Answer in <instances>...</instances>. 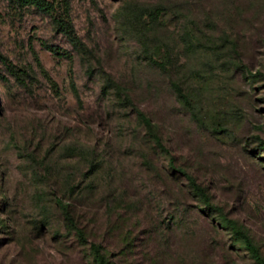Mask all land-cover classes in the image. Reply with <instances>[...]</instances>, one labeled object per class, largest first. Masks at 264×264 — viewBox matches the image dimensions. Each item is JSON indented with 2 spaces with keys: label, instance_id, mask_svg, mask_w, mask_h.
Wrapping results in <instances>:
<instances>
[{
  "label": "rangeland",
  "instance_id": "obj_1",
  "mask_svg": "<svg viewBox=\"0 0 264 264\" xmlns=\"http://www.w3.org/2000/svg\"><path fill=\"white\" fill-rule=\"evenodd\" d=\"M45 1L0 0V264L264 261V0Z\"/></svg>",
  "mask_w": 264,
  "mask_h": 264
},
{
  "label": "trees",
  "instance_id": "obj_2",
  "mask_svg": "<svg viewBox=\"0 0 264 264\" xmlns=\"http://www.w3.org/2000/svg\"><path fill=\"white\" fill-rule=\"evenodd\" d=\"M25 3L33 6L37 10H39L43 13L49 14V15L53 11L52 4L45 1V0H25ZM55 25L60 31H62L63 33L72 37V30H71V27L68 25V23H64L63 20H57L55 22ZM72 42H73L74 46H77V47L79 46L78 42L75 41L74 37H72ZM50 52L56 56L67 57V55L65 53L58 52V50L56 48L50 47ZM50 86L52 88H55L54 83L51 79H50ZM110 88L114 90V93L116 94L117 99L120 103H122V104L128 103L129 104V102L126 98L125 99L122 98L123 90L118 85H116L112 82H107L106 87L103 88L104 93H106V90L110 89ZM172 88H173V91L175 93L176 98L180 101V103L183 105V107L186 108V110L190 113V115L193 118H195V114L193 113V108H192V105H191L188 97L180 91L178 86L173 84ZM136 116L139 119V121L141 122V125L143 126L148 138L151 140V142L155 146V148L167 156L168 151L162 146L160 139L156 135L150 121L141 112H136ZM168 164H169V167L171 168V170L174 171L171 158L168 159ZM176 173L181 174L186 179V181L189 182V184L191 185V188L196 193H198L200 198L203 200L204 205L208 206L207 198H206L204 192L198 186L195 185L194 181L190 177H188L186 174L182 173L181 171H176ZM55 204L61 209V211L64 215L65 228L68 231L73 232L75 234L76 238L80 242L86 243V241L83 237V234L81 233V231L79 230V228L77 227V225L75 223L73 214L70 211L69 207H67V205L63 204L59 199H55ZM227 223H228L231 231L233 232L234 236L236 238H238L239 240H241L245 250L250 254V256L256 262V264H264V261L260 257L258 250L253 246V244L251 243L248 236L246 234H244L243 232H241L239 229H237L233 225V223H229V222H227ZM88 251L90 253V260L93 264H114L104 254V251H103V248L101 245L95 244V243H90L88 246Z\"/></svg>",
  "mask_w": 264,
  "mask_h": 264
}]
</instances>
